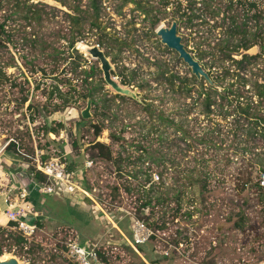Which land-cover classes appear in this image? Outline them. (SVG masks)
Masks as SVG:
<instances>
[{
    "label": "rangeland",
    "instance_id": "374dc122",
    "mask_svg": "<svg viewBox=\"0 0 264 264\" xmlns=\"http://www.w3.org/2000/svg\"><path fill=\"white\" fill-rule=\"evenodd\" d=\"M167 1L164 7V0H29L37 5L38 20L24 19L14 0H0V69L6 76L0 79V193L8 172L31 173L32 166L58 160L76 172L73 180L88 194L78 200L60 190L51 196L33 191L37 229L23 245L1 240L3 254L20 264H75L66 244L88 241L97 242L103 264L264 263V189L257 187L264 131H249L252 122L232 101L239 94L245 106L253 82L264 76V63L258 59L259 70L246 73V85L243 72L217 84L212 113L200 114L203 95H197L208 86L191 82L188 93L169 89L167 75H193L160 43L156 30L175 21L187 51L193 57L195 50L204 51L199 63L209 66L219 29L187 26L180 13L190 0ZM211 1L212 9L230 2ZM256 2L264 12V0ZM92 47L109 61L111 79L131 95H118L105 83L99 61L87 53ZM245 53L256 55L259 48ZM54 86L60 93L51 97ZM89 89L92 97L82 98ZM66 96L73 102L63 104ZM88 100L89 118L83 119ZM159 115L170 122L161 124ZM93 126L101 127L99 135ZM96 143L108 147L111 160L97 157ZM4 210L0 194V228L17 234ZM137 220L160 234L132 248L125 238Z\"/></svg>",
    "mask_w": 264,
    "mask_h": 264
},
{
    "label": "trees",
    "instance_id": "16d2710c",
    "mask_svg": "<svg viewBox=\"0 0 264 264\" xmlns=\"http://www.w3.org/2000/svg\"><path fill=\"white\" fill-rule=\"evenodd\" d=\"M17 6L21 5L22 8L25 10L24 19H28V15H35L36 19L39 18L38 9L36 8L37 5H33L29 3V0H14ZM136 5L140 3L135 2L137 0H130ZM230 0L228 5L225 9H221L217 6H214L212 9V1L211 0H201L199 3L197 0H190L189 6L184 8L183 12L180 13V18L187 26L191 27H200L202 25L209 26L210 30L219 29L220 36L215 38V42L213 45L210 46V43L207 45L210 46V50L208 51L209 58V66L207 64H203V69L206 70L208 77L212 82V86H208L204 93H198L197 99H200V96L203 95V100L201 102V107L203 108L200 114H211V107L214 105L215 101L213 100L212 94H215V87L217 84L225 81L228 76H235L239 77V73L243 72L244 75H241L240 81L246 85L250 80L246 78V73L252 72V69L258 66V59H261L260 63H264V12L262 10L257 9V0ZM200 4V8H196L195 4ZM168 1L164 0L163 6H167ZM93 8L95 9V5L92 4ZM236 6V8H234ZM176 11H180V7L177 6ZM200 11V13H197ZM147 12V11H146ZM235 12V13H234ZM253 12L252 14H250ZM16 13V12H15ZM188 13V14H187ZM225 14L221 20L218 22H214L212 24L209 23V20H212L215 16L219 14ZM250 15V16H249ZM153 24L157 23L155 20V16H153ZM199 21V22H194ZM250 21L253 24L249 26ZM77 23V22H76ZM93 27H97L95 22L91 24ZM5 24H0V31L4 32ZM1 46V44H0ZM71 46V44H70ZM257 46L259 48V53L256 55H248L247 52L252 47ZM197 55H194V58L199 61H202L205 57V52L202 50H195ZM233 55L239 56V59H236ZM259 70V67L256 68ZM260 70H263L260 68ZM92 71V70H91ZM87 74L86 72H83ZM89 73L86 78H89ZM4 73L0 69V79H5ZM85 78V79H86ZM86 82V81H85ZM165 82L168 85L171 91L182 93H188L191 90V87L188 86L189 83H197L202 85L205 83L203 80L197 81L195 77H191V79H181L176 74H169L165 78ZM253 94L249 95L248 101L243 106L242 102L244 101L243 96L236 94L233 95V100L236 102L234 110L246 121L249 120L252 122V125L249 128V131H254V127H258L261 130V133L264 131V76L261 78V82L255 80L253 82ZM93 89L87 90L85 95H80L82 98H91L92 97ZM57 93H60L57 86H54L51 90V97ZM232 95V94H231ZM252 97L257 99L255 104L252 103ZM73 96H66L63 100V104L68 105L73 102ZM252 100V101H251ZM231 102V101H230ZM256 105V106H255ZM260 109L258 110V108ZM148 109V108H146ZM148 113H151V110H147ZM163 123H169L170 121L166 118H163L159 115L158 117ZM94 127V134L97 136L101 132L100 126H93ZM263 136V134H262ZM9 147V146H8ZM14 148V144L11 145ZM92 149L96 151L97 157L100 159H105L107 161L111 160V153L107 146L96 143L93 144ZM36 179L40 183H44V179H42L38 172L36 171L35 166L31 167V170ZM31 172V173H32ZM145 182H150V175L145 172ZM138 187L142 188L144 185H139ZM259 188V186L257 185ZM260 189V188H259ZM152 190H148L146 195L148 196ZM65 197V196H64ZM32 196L28 199L31 200ZM150 199V198H149ZM147 205L149 204L146 203ZM264 213V209H263ZM37 224V223H36ZM7 226L14 230L16 224L13 222H9ZM4 233L7 235L4 237ZM13 241L15 245H23L25 244L26 240L21 237L19 234H14L13 232H6L5 229L0 228V241ZM82 244V243H81ZM3 254V250L0 248V255ZM102 260V259H101Z\"/></svg>",
    "mask_w": 264,
    "mask_h": 264
},
{
    "label": "built area",
    "instance_id": "2783aa9c",
    "mask_svg": "<svg viewBox=\"0 0 264 264\" xmlns=\"http://www.w3.org/2000/svg\"><path fill=\"white\" fill-rule=\"evenodd\" d=\"M86 164L87 166L92 165L91 162H87ZM36 171L44 179V183H40L33 172L28 173L23 171L24 182L27 181L28 183L27 187L23 186L24 182L22 181L17 180L16 184H11L7 181L8 184L4 188V191L0 193L2 202L5 205L4 216L7 219V224L9 222L15 223L16 227L14 230L24 239L32 236L37 229L33 207L30 206L28 200L32 196L33 191H39L44 196H51L57 194V191L60 190L63 196L71 198L76 195L78 200L88 197L82 185L73 180L76 172L73 169L68 170L65 164L60 163L58 160H52L44 164L39 163L36 166ZM11 175L13 174L8 172L6 178ZM158 179L155 176V180L157 181ZM258 186L264 189V172L259 175ZM151 228L149 224L143 221H135L130 227V238H125L126 245L135 248L150 242L152 237H157V234H160L159 232H154ZM66 248L68 256L75 264H103L101 260L102 253L97 242L87 241L85 244H79L74 241L66 244Z\"/></svg>",
    "mask_w": 264,
    "mask_h": 264
},
{
    "label": "water",
    "instance_id": "95a60500",
    "mask_svg": "<svg viewBox=\"0 0 264 264\" xmlns=\"http://www.w3.org/2000/svg\"><path fill=\"white\" fill-rule=\"evenodd\" d=\"M34 1L49 2V0ZM156 35L157 37H159L161 44L177 54L178 59L181 60L190 69L191 74L197 81L203 80L207 86L213 85L207 73L202 68L201 64L187 51L184 44L182 43V38L177 34V23L175 21L171 22L169 27H158L156 30ZM87 53L91 58L99 61L100 69L103 73V80L116 94L121 96L131 95L128 90L119 86L113 79H111V66L102 51H100L97 47H92L87 49ZM90 104L91 100H88L86 109L81 112V117L83 119L89 118ZM27 185V181L23 183L24 187H27ZM0 264H18V261L13 257L5 262L0 261Z\"/></svg>",
    "mask_w": 264,
    "mask_h": 264
},
{
    "label": "crops",
    "instance_id": "0c3cea01",
    "mask_svg": "<svg viewBox=\"0 0 264 264\" xmlns=\"http://www.w3.org/2000/svg\"><path fill=\"white\" fill-rule=\"evenodd\" d=\"M12 173V172H11ZM13 175L11 176H7V181L11 184H16V181H22L24 182L25 178H24V174L22 173V170L17 172V173H12ZM7 175V174H6ZM60 198V197H59ZM63 198V197H62ZM29 204L31 207H33V210H34V206H33V201L32 199L29 200ZM70 204V203H69Z\"/></svg>",
    "mask_w": 264,
    "mask_h": 264
},
{
    "label": "bare ground",
    "instance_id": "6f19581e",
    "mask_svg": "<svg viewBox=\"0 0 264 264\" xmlns=\"http://www.w3.org/2000/svg\"><path fill=\"white\" fill-rule=\"evenodd\" d=\"M14 256H12V255H10V254H2V255H0V261L1 262H5V261H8V260H10L11 258H13ZM15 258V257H14ZM18 261V260H17ZM18 264H20L19 263V261H18Z\"/></svg>",
    "mask_w": 264,
    "mask_h": 264
}]
</instances>
